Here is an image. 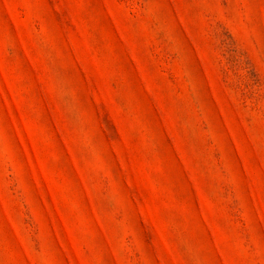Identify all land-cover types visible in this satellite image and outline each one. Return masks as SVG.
<instances>
[{
  "label": "rangeland",
  "instance_id": "1",
  "mask_svg": "<svg viewBox=\"0 0 264 264\" xmlns=\"http://www.w3.org/2000/svg\"><path fill=\"white\" fill-rule=\"evenodd\" d=\"M0 264H264V0H0Z\"/></svg>",
  "mask_w": 264,
  "mask_h": 264
}]
</instances>
